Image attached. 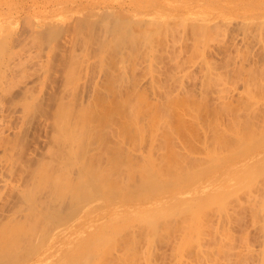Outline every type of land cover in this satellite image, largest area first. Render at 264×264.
<instances>
[{
  "label": "bare ground",
  "instance_id": "bare-ground-1",
  "mask_svg": "<svg viewBox=\"0 0 264 264\" xmlns=\"http://www.w3.org/2000/svg\"><path fill=\"white\" fill-rule=\"evenodd\" d=\"M11 1L0 5V264H230L233 247L240 249L235 243L246 246L243 255H254L247 235L245 243L241 238L231 245L244 234L240 225H247L241 210L252 197L246 201L245 190H259L251 178L264 180V167L247 178L250 185L247 179L238 184L242 189L221 186L230 167L257 160L256 155L240 158L264 136V110L254 100L264 74V31L261 26L259 39L254 29L257 53L249 56L248 49V57L240 55L238 61L229 42L223 49L224 40L217 65V58L204 62L207 49L200 48L206 34L222 30L224 17L213 7L248 18L252 0H171L176 20L178 14L189 18L193 8L205 10L194 13L200 17L198 33L189 24L193 18L197 23L194 16L188 23L165 17L162 25L158 17L166 0ZM244 31L249 47L254 38L248 41ZM188 33L194 44L186 41ZM175 39L192 43L191 56L178 59ZM186 44L180 47L183 54ZM168 55L178 61L171 63ZM163 56L173 67L185 60L171 72ZM139 62L144 71L138 72L146 78L136 73ZM197 66L203 68L198 75ZM190 73L199 77L196 88L184 82ZM219 80H237L243 90L229 94L217 86ZM244 94L254 98L247 97L252 105ZM243 170L238 172L245 177ZM260 193L251 196L264 197ZM259 201L254 207L264 203ZM238 208L245 214L241 220ZM232 224H237L235 234ZM256 224L264 230V224Z\"/></svg>",
  "mask_w": 264,
  "mask_h": 264
},
{
  "label": "rangeland",
  "instance_id": "rangeland-1",
  "mask_svg": "<svg viewBox=\"0 0 264 264\" xmlns=\"http://www.w3.org/2000/svg\"><path fill=\"white\" fill-rule=\"evenodd\" d=\"M174 1H175V0H174ZM174 1H171V0L163 1V5H162V11H163V12H161V15H160L159 13H155L156 15H160L158 18H161V20H162L161 22L163 23L162 25H164V23H165V22H163L164 19H165V17H168V20H166L167 18L165 19V20L168 22V21L170 20V18H169L170 16H171V19H172V16H173V17L177 16V14H176V15H171V14H170V12H171V8H170V7H171V6H172L177 0H176L175 2H174ZM153 2H154V0H150V3H151V4H152ZM256 2H257V3H256ZM258 2H260V3H258ZM1 3H2V4H1ZM7 4H9V6H10L11 4L13 5V1H11V0H0V5H1V6L5 7V5H7ZM204 7H205V6H204ZM195 9H197V10H195ZM195 9L193 8V9L191 10V13H190V14H192V13H193V14L190 15L189 18H184V17H182V20H183V18H184L183 21H185V19H186V22L188 23V20H190V18L192 19V16L195 15L194 13L197 12L196 14H198L199 12L202 13V12L205 11V10H201V9H199V7H198V8H195ZM249 9H251L252 12L250 13V16H249L248 18H247V17H244V18H245V19H244V18H239V17H237L236 15H234L235 13H232V14L230 15V14L226 13L225 11L219 10L217 7H213V8H212V12H214V13H216V14L221 13V14L223 15V17H224V18H223V21H224V19H226V20L229 21V24H227V23H228L227 21H226L227 23H224L223 21H221L219 24H221V25H220V28H221L222 30L220 29V30H221V31H219L220 33L217 32V33H219V35H218V34H217V36L213 35V34L215 33V32L213 31L214 33H213V32H210L209 34H206V35L204 36V40H205V37H206L205 43H203L202 46L200 47L201 49H202V48L205 49V50L207 49V50H206L207 53H206V52H205L206 54L203 53V54H204V55H203V57H204L203 59H205L204 62H205L206 60H207V61H208V60H211L210 58H212V60H211L212 62H213V59H215V58H217V59H218L219 57L221 58L222 55L219 56L220 53H221L220 50L226 49V47H228V46H227L228 44H226V42H227V43L229 42V44H230V46H229L228 48H230V47L233 48L232 57H234V55H235V59L238 58V59H236V61H238L239 58L241 59V56H240V55H244L243 57H246V58H247L248 56H246L245 53H247L246 51H247L248 49H251V50H248V54H247V55H249V56H251L250 54H252V55L255 54V52L257 53V51H258L257 46H259L257 43L259 42V39H260V36H259V33H258V32H259L261 26H262L261 31H264V30H262V29H264V14H262V13H264V0H252V5H250V8H249ZM254 9H255V10H254ZM218 11H219V12H218ZM200 13H199V15H201ZM260 13H261V14H260ZM151 15H153V12H151ZM151 15H150V16H151ZM202 15H203V14H202ZM261 16H262V17H261ZM148 17H149V15H148ZM156 17H157V16H156ZM179 17H180V16H179V14H178L177 20L180 19ZM194 17H195V16H194ZM252 17H253V18H254V17H255V18L259 17V18H257L258 21L255 20V19H253ZM195 18L198 19V18H200V17L197 16V17H195ZM228 18H229V19H228ZM187 19H188V20H187ZM196 19H195V20H196ZM230 19H231L232 21H231ZM236 19H237V20H236ZM241 19H242V20H241ZM175 20H176V17H175ZM177 20H176V21H177ZM180 20H181V19H180ZM182 20H181V21H182ZM192 20H193V22H194V18H193ZM238 20H239V21L241 20V21H240L241 23H240ZM251 20H252L253 22H252ZM261 20H262V21H261ZM173 21H174V20H173ZM197 21L199 22V19L196 20L195 22H197ZM230 21H231V22H230ZM245 21H246V23H245ZM250 21H251V22H250ZM254 21H255V22H254ZM259 21H260V22H259ZM190 22H191V20H190ZM190 22H189V24H191V25L193 26V28H196L195 31H196V33H198V32H199L198 30H199V28H200L198 25H196V24H198V22H197V23H194L195 25H193V22H192V23H190ZM232 22H233V23H232ZM223 23H224V24H223ZM236 23H237V24H236ZM248 23H249V25H247ZM256 23H257V24H256ZM258 23H260L259 26H258ZM222 24H223V25H222ZM238 24H240L242 27H241L240 25H239V27H238ZM244 24H245L246 26H245ZM252 24H253V25H252ZM254 24H255V25H254ZM162 25H161V27H162ZM227 25H228V26H227ZM231 25H232V27H231ZM197 26H198V28H197ZM223 26H224V28H223ZM229 26H230V29L232 28L233 30H232V29L230 30V29H229ZM233 26H234V27H233ZM235 26H237L238 28L235 27ZM249 26H250V27H249ZM251 26H252V27H251ZM253 26H254V27H253ZM159 27H160V26H159ZM225 27H226V28H225ZM240 27H241V28H240ZM243 27H244V29H245V28H247V29L249 28V31L245 29L246 31H248L247 34H249L248 38L251 36V35H250L251 30H250V29H252V28H253L252 31H253L254 29H256V31H257L256 37L259 36V39L257 40V39L254 38V36H253V33H254V35H255V32H256V31L254 30V31L252 32V36H253L254 39L252 40V38H251V40H252L253 42H252L251 45L248 44L249 47H245L246 45H244L245 43H248V42H247V40H245V41L243 40L244 38L242 37V35L245 37V35L242 34L243 31H244ZM256 27H258L259 29L256 28ZM236 28H237V29H236ZM197 29H198V30H197ZM224 29H225V30H224ZM234 29H235V30H234ZM241 29H242L243 31H241ZM217 30H218V29H217ZM217 30H216V31H217ZM229 30H230V31H229ZM193 31H194V30H193ZM193 31H192V32H193ZM195 31H194V33H195ZM197 31H198V32H197ZM227 31H228V32H227ZM246 31H244V32H246ZM221 32H222V34H221ZM223 32L225 33V36H224V33H223ZM233 32H234V33H233ZM238 32H239V33H238ZM177 33H178V35H177V36H174V38H175V37H176V38H179V32H177ZM177 33H175V34H177ZM196 33H195V34H196ZM211 33H213L212 36H215V37L212 38V36L210 35ZM235 33H236V34H235ZM180 34H181V33H180ZM188 34H189V33H188ZM261 34H264V33L261 32ZM261 34H260V35H261ZM227 35H228V36H227ZM235 35H236V37H235ZM237 35H238V36H237ZM240 35H241V36H240ZM189 36H190V38H189L190 40L187 38L188 40H186V41H190V42H192V41H193V39H192V35L189 34ZM189 36H188V37H189ZM207 36H208V37H207ZM209 36H210V37H209ZM246 36H247V35H246ZM252 36H251V37H252ZM168 37H169V36H168ZM193 37H194V36H193ZM229 37L232 39V41H231L232 43L230 42L231 39H230ZM234 37H235V38H234ZM237 37H238V38H237ZM239 37H241V39H240ZM262 37H264V36H262ZM262 37H261V38H262ZM170 38H171V37H169V44L171 43V42H170ZM207 38H208L209 40H211V42H209ZM217 38H218V39H217ZM220 38H221V39H220ZM248 38L246 37L245 39H248ZM191 39H192V40H191ZM228 39H229V40H228ZM234 39H235V41H237V43H239V44L235 43V44L237 45V47H236V46H234V47L231 46V45L235 42ZM237 39H238V40H237ZM175 40L177 41V39H175ZM219 40H221V41L219 42ZM223 40H224L225 42H224ZM227 40H228V41H227ZM251 40H250V38L248 39V41H251ZM254 40H255L256 42H255ZM262 40H264V39H262ZM207 41H208V42H207ZM217 41H218V42H217ZM242 41H243L244 43H243ZM177 42H178V41H177ZM190 42H184V44H185V43L189 44ZM203 42H204V41H203ZM216 42H217V43H216ZM222 42H224V44H225L226 46H225ZM240 42H241V45H240ZM260 42H261L262 45H264V43H262V42H264V41H260ZM178 43H180V42H178ZM192 43L194 44V42H192ZM192 43H190L188 47H187V44H186V49L188 50L187 53L182 49V50L184 51V54L181 52V49H180V47H181V48L183 47V45H184L183 43H180V44H179V45H180V46H179V49H180V50L178 49V47H176V48L174 47V45L176 46V44H177L176 42H175V44H174L173 46H170V45H171V44H170L169 47H172V48H174V49H178V50H173V51L175 52V54L178 56V59H179L180 57H183V58H184L187 54H190V53H191L190 50H193V49H192V48H193V47H192V46H193ZM215 43H216V45H215ZM218 43H219V44H218ZM221 43L224 45V48H223V46H222ZM181 44H182V45H181ZM205 44H206L207 47L204 46ZM209 44H210V45H209ZM255 44H256V45H255ZM259 44H260V43H259ZM219 45H220V47H219ZM248 45H247V46H248ZM254 45H255V46H254ZM177 46H178V44H177ZM184 46H185V45H184ZM203 46H204L205 48H204ZM209 46H211V47H209ZM221 47H222L223 49H222ZM238 47H239V48H238ZM251 47H252V48H251ZM253 47H254V49H253ZM183 48H184V47H183ZM210 48H211V49H210ZM212 48H214V49H212ZM215 48H216V50H215ZM219 48H220V49H219ZM234 48H235V49H234ZM236 48H237V49H236ZM243 48H245L246 50H244ZM184 49H185V48H184ZM189 49H190V50H189ZM208 49H209V50H208ZM242 49H243V50H242ZM168 50H169V49H168ZM168 50H167V51H168ZM187 50H186V51H187ZM210 50H211V51H210ZM214 50H215V51H214ZM237 50H238V52H237ZM253 50H254V51H253ZM256 50H257V51H256ZM259 50H260V49H259ZM170 51H171V52L168 51L170 54L173 53V51H172L171 49H170ZM176 51H177V52L180 51L181 53L177 54ZM217 51H218V52L220 51V53H218ZM249 51H250L251 53H250ZM209 52H210V53H209ZM212 52L215 53V54H216L215 56H218V57L211 56L210 54H211ZM244 52H245V53H244ZM185 53H186V54H185ZM217 53H218V54H217ZM234 53H235V54H234ZM242 53H244V54H242ZM167 54H168V53H167ZM167 54H166V55H167ZM173 54H174V53H173ZM180 54H181V56H180ZM207 54H208V56H209V55H210V56L208 57ZM176 55H175V56H176ZM205 55H206V56H205ZM223 55H225V53H224ZM168 56H169V55H168ZM172 56H173V55H172ZM179 56H180V57H179ZM187 56H191V55H187ZM187 56H186V57H187ZM192 56L195 57V56H196L195 53H194V54L192 53ZM164 57H165V61H163V59H162V63H163V64H167L166 62H168V61H166V59H167L168 57H167V56H163V58H164ZM186 57H185V58H186ZM207 57H208V58H207ZM243 57H242V58H243ZM171 58H172V57L169 56V59H171ZM183 58H181V59H183ZM206 58H207V59H206ZM249 58H251V57H249ZM261 58H264V54H262ZM169 59H168V60H169ZM175 59L177 60V57H174V59L172 58V59H171V63H172V60H175ZM181 59H180V60H181ZM186 59H187V58H186ZM193 59H194V58H193ZM193 59H192V60H193ZM195 59H196V58H195ZM198 59H199L198 61L200 62V58H199V57H198ZM217 59H215V60H217ZM180 60H179V61H180ZM183 60H185V59H183ZM183 60L180 61V62H183ZM201 60H202V59H201ZM177 61H178V60H177ZM177 61H174V62L177 63V64H176V67L179 66L178 64H180V66H181V63H180V62H177ZM196 61H197V60H196ZM198 61H197V62H198ZM141 62H142V61H141ZM202 62H203V60L200 62V64H202ZM209 62H210V61H209ZM220 62H221V61H220L219 59H218L217 61H215L216 65H217V63L219 64ZM160 63H161V62H160ZM160 63H159V64H160ZM169 63H170V62H168V64H169ZM171 63H170L169 66H171L172 68H170V70H169V66H168V70H169V71H171V69H173V68H176L175 66L173 67V65H171ZM245 63H246V62H245ZM262 63H264V59H261L260 64H262ZM138 64H140V62L137 63L138 69H137L136 73L142 76V74H144V72H140V71H139V72H140V73H139L138 70L141 69L143 62H142V64H140V65H138ZM163 64L160 65V68H161L160 70H161V72H162V69H164V67H165V66H162ZM168 64H167V65H168ZM189 64H191V63L189 62ZM167 65H166V67H167ZM174 65H175V63H174ZM262 65H264V64H262ZM161 66H162L163 68H162ZM182 66H183V65H182ZM139 67H140V69H139ZM184 67H185V64H184ZM186 67H190L189 69H192V68H191L192 66H189V65H187V64H186ZM186 67H185V68H186ZM203 67H204V66H203ZM178 68H179V67H178ZM189 69H188V70H189ZM197 69H198V70H197ZM199 69H200V70H199ZM201 69H203V68H200L199 66H197V68L195 69L196 71L193 69V72H197V71L200 72V71H202ZM219 69L222 71L224 68H223V67H222V68L219 67L218 70H219ZM142 70H143V69H141V71H142ZM164 70H165V72H166V68H165ZM164 70H163V71H164ZM168 70H167V71H168ZM178 70L181 71L180 68H179ZM178 70H177V69L175 70V71H176V74H177V71H178ZM185 70H186V69H185ZM185 70H184V68L182 69L183 72H185ZM220 70H219V71H220ZM143 71H144V70H143ZM179 71H178V72H179ZM186 71H187V70H186ZM224 71H225V70H223L222 72L224 73ZM159 72H160V71H159ZM161 72L159 73V75H160V76L163 75L162 77H164V74L161 73ZM165 72H164V73H165ZM171 72H172V71H171ZM199 72H197V75H198ZM141 73H142V74H141ZM168 73L170 74V72H168ZM173 73H175V72L173 71ZM223 73H222V75H223ZM137 74H136V75H137ZM180 74H182V72H180ZM218 74L220 75L221 72H218ZM139 75H138V76H139ZM171 75H172V74H171ZM187 75H188V74H187ZM189 75H190V76H189ZM189 75L187 76V77H189V78L186 77V79H188V81H186L185 79H184L185 81L183 80V81L186 82V83L189 82V83H188V86H187V84H185V85H186L187 87H189V84H190V87H194V88H196V87L199 85V83L197 84V82H198V78H199V77L196 78V77H197L196 73H194V76H193V73H190ZM222 75H221V76H222ZM262 75H264V74H262ZM262 75H261V77L264 78V76H262ZM141 76H140L141 79L138 78L139 80H143V78H146V77H147V75H145V74H144L145 77L142 78ZM165 76H167L166 79H167L168 77H169L168 79H170V75H168L167 73H166ZM185 76H186V75H185ZM199 76H200V74H199ZM258 76H259V75H258ZM136 77H137V76H136ZM190 77H191V79H190ZM192 77H193V78H192ZM159 78L161 79V77H159ZM184 78H185V77H184ZM195 78H196L197 80H194ZM224 78H225V77H224ZM262 78L259 79L260 82L258 81V82H259V83H258L259 86L262 85L261 89L257 90L258 93H255V92H254L255 94H258V96H255V95H254V96H255V99H254V98H251V94L249 95V97L247 96L248 94H244V97H245L246 99L249 98L250 100H251V99L259 100V102L261 103L262 106H261V105H259V106H261V107H259L258 105H255V106H256V107L258 106L259 108H261L262 110H264V108H262V107H264V99H262V98H264V95H262V94H264V92H261V94L259 93L260 90H264V89H262V88H264V79H262ZM168 79H167V80H168ZM162 80H164V78H162ZM192 80H194V81L192 82ZM261 80H262V82H261ZM164 81H165V83L167 84L166 80H164ZM195 81H196V82H195ZM228 81H230V80H228ZM228 81H227V82H226V81L223 82V81H220V80H219V81L217 82V84H218L217 86H219V87L222 86L221 88H223V87L226 88V87H227L229 94H230L231 92L234 93V94H235V93H238V92H239V89H241V87H242L241 83H240V84H239V83L237 84V83H236L237 80H232V81H231L232 83L230 82L232 86H230V85H229L230 83H229ZM233 81H235V82H233ZM225 82H226V83H225ZM221 83H222V84H221ZM224 83H225V84H224ZM227 83H229V84H227ZM192 84H194V85L192 86ZM234 84H235V85H234ZM228 85H229V86H228ZM239 85H241V86L239 87ZM228 87H229V88H228ZM230 87H231V88H230ZM233 87H234V88H233ZM173 88H175V86H173ZM258 88H259V87H258ZM190 89H193V88H190ZM231 90H232V91H231ZM235 90H237V92H236ZM242 90H243V89H241V91H242ZM228 92H227V94H228ZM232 93H231V94H232ZM151 95H152V94H151ZM151 95H150V96H151ZM245 95H246V96H245ZM234 96H236V94H235ZM260 96H262V98H260ZM151 97H152V96H151ZM151 97H150V98H151ZM247 97H248V98H247ZM252 97H253V95H252ZM258 97H259V98H258ZM256 98H257V99H256ZM249 99H248V102L250 101ZM255 102H256V101H255ZM249 103H250V102H249ZM251 103H252V102H251ZM251 103H250V105H252ZM260 103H259V104H260ZM254 104H255V103H254ZM257 104H258V103H257ZM253 107H254V105H253ZM262 134H264V132H262ZM262 134H261V135H262ZM261 135H260V136H261ZM257 136H258V135H257ZM261 137L264 138V136H261ZM261 137H259V139H260L259 141H262ZM256 138H257V139L254 140L255 143H256V141H258V137H256ZM259 141L257 142L259 145H258L257 143L255 144V145H256L255 147H254L253 145H251V146L254 147V149H253V148H252V149L249 148V149H250V150H249V149L247 148L249 151H248V150H245V151H247V153H245V151H244V155H243V157L240 158V159H242V158L245 157L246 159H249V158H252L253 156L256 155V159H257V160H254V159H253V160H251V161H253V163H250L251 161H249V162L246 163L245 165L242 164L244 167L241 166V165H239V166L235 165V166H233V167H230L231 169L225 174L224 182H225L226 184H225L224 186H221L222 189H223L224 187L230 186V188L232 187L233 190H234V187H233L234 184H237V187L235 186V188H238V186H239L238 184H240V186H241V184H242V185H243V184L246 185L245 180H246L247 178H249L250 175H251V176H250V178H251L253 173H255V172H257V171L260 172L259 169H261L262 167H264V163L261 164V162H264V152H261V150L259 151L260 146H261V145H264V141H262L261 143H260ZM249 163H250V164H249ZM258 164H259V165L261 164V165L259 166ZM251 165H252V166H251ZM257 165H258L259 167H258ZM256 166H257L258 168H257ZM245 167H246V168H245ZM248 167H250V169H252V167H253V169H252L253 172H252L251 170H249ZM256 168H257V169H256ZM241 169H242V170L245 169V170H243V172H244V171H245V172H244V173L242 172L243 174H245V173L247 174V173H248L249 175H248V174H247V175L245 174L246 176L244 177V175H242V174H240V173L238 172V171H240ZM246 170H247V171H251V172H250V173H249V172H246ZM261 171L264 172V168H262ZM259 172H257V173H259ZM262 172H261V173H262ZM257 173H256V175H260V174H257ZM239 175H241V176H243V177H240ZM254 175H255V174H253V176H254ZM262 175H264V174H261L260 176H262ZM257 177H258V179H257ZM254 179H256L255 181L261 179L260 181H257V182L260 183V184L262 183L261 181H264V180H262V177L259 178V176H255ZM232 180H233L235 183H234V182H231ZM247 180H248V181H247ZM247 180H246L247 184L250 185V183H248V182H249V179H247ZM251 180L254 182V183H251V184H255V186H257V188H259V190H258V189H257V190L254 189V191H256V192L259 191L258 193H260V191H262V190L260 189V184L257 185V184H256L257 182L255 183V181H254L252 178H251ZM251 180H250V182H252ZM230 182H231V183H230ZM237 182H238V183H237ZM261 185L264 186V184H261ZM240 186H239V188L242 189V187H240ZM255 186H251V188H253V187H255ZM244 187L247 188L246 186H244ZM232 188H231V189H232ZM245 188H243V189L245 190ZM255 188H256V187H255ZM231 189H230V190H231ZM217 190H218V188H216L214 191H217ZM233 190H232V191H233ZM239 190H240V189H239ZM239 190L237 189L238 192H239ZM244 190H243V193H244ZM246 190H247V189H246ZM246 190H245L246 201H248V199H250V197H252L251 201H255V199H256L255 197L257 196L258 193H256V192L254 193V192H253L254 194H252V193L250 194V190H251V192L253 191V189H250V186H249V189H248L249 193H248V191H247V193H246ZM237 191H236V189H235V195H236V192H237ZM230 192H231V191H230ZM238 192H237V193H238ZM240 192H241V190H240ZM240 192H239V193H240ZM262 192H264V191H262ZM262 192H261V193H262ZM215 193H216V192H214V194H215ZM233 193H234V191H233ZM233 193H232V194H233ZM261 193H260V195H262ZM214 194L212 193V195H210V194H207V195H208V196L210 195V196L212 197ZM240 194L242 195V192H241ZM240 194H239V195H240ZM248 194H249V195H248ZM207 195L205 194V195L203 196V197H205V200H207V199H206V197H208ZM235 195H234V196H235ZM239 195H238V196H239ZM241 195H240V196H241ZM243 195H244V194H243ZM251 195H254L255 197H254V196H251ZM210 196H209V198H210ZM231 196H232V195H231ZM234 196H232V197H234ZM238 196H237V197H238ZM245 196H243L244 201H245ZM249 196H250V197H249ZM258 196H259V194H258ZM258 196H257V197H258ZM216 197H217V198H216ZM216 197L213 196V198H216V199H219L218 197H220V196H217V195H216ZM253 197H254L255 199H254ZM239 198H240V197H239ZM241 198H242V196H241ZM259 198H260V197H259ZM259 198H257V199L260 200V201H261V200L264 201V197L261 196V198H260V199H259ZM257 199H256V200H257ZM212 200H213V199H212ZM219 200H220V199H219ZM239 200H241V203L244 202V201L242 202V199H239ZM258 200H257V202H258ZM251 201L249 202V203H250V206H247V203L245 202V203H246V206H245L246 208H244V206H243V205H245V203H244V204L242 205V208H243V209H242V208H241L242 210L240 209L241 212H243V210L245 209L244 211H245V214H246V215L243 214L244 212H243V213L239 212L240 210H239V208H238L237 216H239V218H240V216H241V218H240V219L238 218V219L241 220V219H242V215H245V216L243 217V220H244V222H245L247 225L244 226V225H242L241 223H239V222H242L243 220H242V221L236 220V223L241 224V225H240L241 228L244 227V229L241 230V228H239L240 226H238V228L240 229V231H241V232H244V234H245V232H246V234L244 235L243 233H240V232H239V234H237V235H240V234H241L240 236H236V235H235L236 237H239V238H236V237H235L231 246H233V244L235 243V242H234L235 239H238V240H239V239L242 238V242H243V240H244V239H243V238H244L243 236H246V235H247V236L250 238V240H249V238H248V242H250V243H248V244H249L248 246L251 247V248H253L252 251H253V250H254V251H253L252 253H254V255L251 254V257H249V255L246 256L245 253H246V252L248 253V251L245 250V249H246V246L244 245L245 247H243V246L241 245V244H243V243H245V242L242 243V242L236 240L237 242H240L239 244H240L241 246L237 245L238 243H235V246L238 247V248L240 247L241 252L239 251L240 249H237V248L233 247V249H235V250L232 251V252H235L236 249H237L238 252H239V253H237V251L235 252V253H237L239 256L235 255V253L232 254V252H231V254H229L230 261H231V257H232L233 264H236V263L238 264L239 260L241 261V262H239V264H244V263H245V264H264V230H262V228H260L259 225L255 227V224H256L255 218H256V216H254L255 214H254V215L252 214V213H256L257 218H258V219H256V220H257V224H264V220H262V219H264V212H262V211H264V209H262V207H264V206H262V204H264V203H262V201H261V202L259 201L260 203H262L261 206H258L259 208L262 209V211H261V209H259L258 207H257V208L254 207V205H255V204L258 205V203H257V202H254V203H253V206H252V205H251ZM208 203H210V202H208ZM211 203H212V202H211ZM215 203H216V202H215ZM215 203H214V204H215ZM249 203H248V205H249ZM260 203H259V205H260ZM212 204H213V203H212ZM210 205H211V204H210ZM215 205H216V208H218L217 206H218L219 204L217 205V203H216ZM215 205H214V206H215ZM235 205H236V204H235ZM257 205H256V206H257ZM207 206H208V204H207ZM211 206H213V205H211ZM214 206H213V207H214ZM251 206H252V207H251ZM213 207H212V208H213ZM236 207H237V205H236ZM238 207H240V206L238 205ZM250 207H251V208L254 207L255 209H252L253 211H252V212H249V209H251ZM248 208H249V209H248ZM213 209H215V208H213ZM236 209H237V208H236ZM247 210H248V212H247ZM254 210H255L256 212H254ZM259 211H260V213H259ZM235 212H236V211H235ZM246 212H247L248 214H247ZM261 212H262V214H261ZM239 213H241V214L238 215ZM249 213H251V214H249ZM257 213L260 214L259 217H258V214H257ZM235 215H236V214H235ZM250 215H251V216H250ZM261 215H262V217H261ZM252 216H253V222H255V223H251V222H252V219H251L250 217H252ZM245 217H246V218H245ZM260 217H261V219H260ZM260 220H262V222L258 223ZM237 221H238V222H237ZM249 221H250V222H249ZM244 222H243V223H244ZM234 223H235V222H234ZM245 223H244V224H245ZM248 224H249V225H248ZM253 224H254V228L252 227ZM257 224H256V225H257ZM233 225H235V224H232V225H231V228H232V229H230V230H231V233H232L234 230L237 229V228H236V225H237V224H236L235 226H233ZM261 226H262V225H261ZM234 227H235V228H234ZM257 227H258V229H257ZM233 228H234V230H233ZM248 228H249V229H248ZM251 228H252V230H251ZM259 228H260V229H259ZM255 229H256V230H255ZM236 231L238 232V230H236ZM236 231H234L233 233L235 234ZM261 235H262V236H261ZM233 236H234V235H233ZM256 238H257V239H256ZM253 239H254V240H253ZM255 240H256V241H255ZM261 240H262V241H261ZM257 241H258V242H257ZM251 243H252V244H251ZM254 245H255V246H254ZM258 245H259V246H258ZM241 247H243V248H245V249H242ZM249 247H248V248H249ZM251 248H250V249H251ZM242 250H243V252L245 251L244 255L242 254ZM257 251H258V252H257ZM240 254L243 255V259H242V256H240ZM232 255H233V256L235 255V256L233 257ZM245 256H246V257H245ZM257 256H258V257H257ZM236 257H237V258L239 257V258H238V261H237V258H236ZM240 257H241V258H240ZM244 257H245V258H244ZM233 258H234V259H233ZM235 258H236V259H235ZM241 259H242V260H241ZM232 261L230 262V264H232ZM236 261H237V262H236ZM234 262H235V263H234Z\"/></svg>",
  "mask_w": 264,
  "mask_h": 264
}]
</instances>
